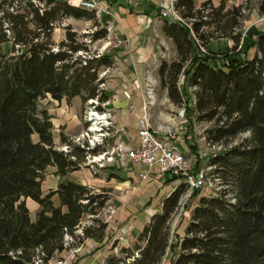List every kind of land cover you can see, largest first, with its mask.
I'll list each match as a JSON object with an SVG mask.
<instances>
[{
	"label": "trees",
	"instance_id": "16d2710c",
	"mask_svg": "<svg viewBox=\"0 0 264 264\" xmlns=\"http://www.w3.org/2000/svg\"><path fill=\"white\" fill-rule=\"evenodd\" d=\"M178 8L192 29L164 18L163 32L173 41L178 60L162 62L161 86L171 103L184 106L187 127L193 119L211 123L207 142L229 146L210 161L225 188L216 195L193 192L199 202L184 234L174 232V242L170 225L187 187L179 186L134 246L109 256L106 264H162L169 253L171 264H264V29L244 35L243 6L225 0L217 7L211 1L197 7L195 0H178ZM259 13L264 15V0H259ZM67 18L104 25L95 10L67 0H0V264H35L37 257L49 264L88 239L100 243L105 237L107 222L99 216L109 197L66 179L82 168L87 151L64 135L61 143L70 148L60 150L53 116L40 104L50 98L70 106L80 98L84 109L98 100L97 109L103 110L110 100L103 74L114 66V54L90 50L71 25L56 43L53 34ZM104 21L92 42L109 36ZM215 39L234 43V56L225 63L200 50V45L208 50ZM255 47L256 55L249 56ZM242 134L249 137L231 145ZM49 167L63 180L45 193ZM27 199L40 206L35 220ZM86 216L93 219L91 225L83 223Z\"/></svg>",
	"mask_w": 264,
	"mask_h": 264
},
{
	"label": "crops",
	"instance_id": "0c3cea01",
	"mask_svg": "<svg viewBox=\"0 0 264 264\" xmlns=\"http://www.w3.org/2000/svg\"><path fill=\"white\" fill-rule=\"evenodd\" d=\"M67 1L75 6H80L82 1L96 2L102 10L99 18H101V20H107L111 34L123 40V44L118 47L114 55V69H112L111 75L106 78L104 89L110 96L107 109L111 111L114 116V128L118 132V137H116V139H118L117 142H122L130 146L135 145L139 143L138 121L142 115V107L146 98L147 73L152 72L155 75V72L159 71L161 65L160 59L166 54L164 49L176 51L173 41L167 38L163 32L164 19L161 18L160 12H158L159 6L152 0ZM207 1H211L212 4L217 7L223 0H195V3L197 7H200ZM225 1L231 6L240 5L239 2H234V0ZM251 29H256V27L252 26ZM263 29L264 25L262 24L258 31ZM58 30L59 29H56L53 34V39L56 43L62 40V33L58 34L60 35L58 39H55ZM212 44H215V47L219 45L215 41L212 42L208 46V50L210 51ZM165 96L166 101L171 103L168 98L167 90H165ZM48 102L52 105V108L48 111L53 116L52 122L54 128L58 129L59 132L61 131L60 133L70 139L77 136L86 125L80 118V112L84 109L81 99H73L70 106L67 104L66 100L58 102L49 98ZM175 123L176 122H172L169 124L167 117H163L160 123L154 124V127L155 130L161 133H167L168 129L172 125L174 126ZM116 139H114V141ZM54 140L56 145L62 144L60 143L61 134L57 135L56 138L54 136ZM52 169L53 173H56V168L52 167ZM74 173L81 174L82 179H78L77 181L89 188L114 187L117 190L122 187L124 190L129 189V193L132 192L138 195L137 197H140L135 199L138 202L137 206L133 207V210L138 212L137 215L129 213L128 211L131 210L126 207L120 208L112 223H107L105 237L102 242L98 243L94 239H88L82 246V248H85V253H94L90 256L92 261L85 264H96L97 261L102 259L104 264H106V260L109 256L120 255L122 248L134 246L137 237L147 225L146 222L149 223L152 216L160 212L152 211L150 214H147V204L151 199L159 201L161 192L166 189L169 184L163 185L156 175L150 176L145 181H141L138 167L124 168L120 164L105 169L98 177H95L89 168H81ZM117 178L124 180L123 186L116 183ZM135 179H138L142 184L139 189L133 188L131 185L132 180ZM57 187L58 183L56 187L50 190H56ZM43 191H46L44 187ZM172 192L173 187L166 197ZM26 202L31 215L35 212L37 213L40 209L39 204L31 199H27ZM122 203L125 202L122 201ZM116 221L118 222L117 224ZM119 224H122V226L117 227Z\"/></svg>",
	"mask_w": 264,
	"mask_h": 264
},
{
	"label": "rangeland",
	"instance_id": "374dc122",
	"mask_svg": "<svg viewBox=\"0 0 264 264\" xmlns=\"http://www.w3.org/2000/svg\"><path fill=\"white\" fill-rule=\"evenodd\" d=\"M199 1V0H197ZM234 2H239V6H243L244 8V18L242 20L241 23V32H243L244 35L248 34L250 32V29L252 28V26L256 27V30H259V27H261V25H264V22L259 21L263 16L260 15L259 13V0H234ZM97 22H102L101 26H97L95 25L94 21L92 20H75L72 18H67L64 19L62 21V23L59 25V27L57 29H59L55 35V39H58V34L62 33V40L64 39V27L71 25L73 27V29L80 35V42L86 43L90 46V50H92L93 52L97 51L98 53H111L114 54L117 52L118 47L117 46V40L116 37L114 35L111 34V32L109 31V36L107 37L106 40H99V41H95L92 42V34L100 31L102 28H104L105 25V21L101 20V18H99L97 16ZM254 30V29H253ZM215 42H217L219 45L218 47H215V44H212L210 49L211 51H213L215 54H211L212 57L215 56V61L218 64H222L225 63L226 61H228L230 56H234V53L232 51V48L234 46L233 41L229 40V41H224V40H220V39H215ZM213 41V42H214ZM60 42V41H59ZM58 42V43H59ZM165 53L163 56V58L160 59L161 64L162 62L166 61L169 64L176 62L178 60V56H177V52L173 51V50H167L164 49ZM210 51V50H209ZM257 53V48H252L251 53L249 54V56H255ZM244 57V56H243ZM221 62V63H219ZM161 66V65H160ZM112 69H114V66L110 69H108L106 72L104 73L103 76H105V78H108L111 73H112ZM155 76L158 79V86L156 87V96H157V104L156 106L153 108L152 110V124L154 127V124L156 123H160L163 117H167L169 124L172 122H176L175 125L171 126L167 132L169 131H173L174 129H177L178 127H180L181 123L185 120V116L182 119L180 116V113L185 109L184 106H176L173 103H169L168 101H166V96H165V90L162 88L161 86V81L159 78V71L155 72ZM182 79V77H181ZM189 92H194L193 88L189 89ZM41 108H46V109H51L52 105L50 104V102H48L47 100H43L41 103ZM172 104V105H171ZM85 109H82V111L80 112V118L81 120H83L84 124L85 122ZM195 119H193V122L191 124V126L186 125V131H184V133H186V135H184V137L189 138V142L193 145H195L196 150L195 151H190V147L187 145V141H185V139L183 141H181V149L184 150L185 153H188L189 157L192 158L193 157V162L195 161H199L200 164L208 166L211 165L210 161L211 158L214 156L215 153H220L222 151H224V149L229 148V146H222V148L220 149L221 146H216L213 147V145H209V143L207 142L206 139V130L212 127L211 123H200V122H195ZM87 126L85 125V127H83L82 131L75 137L71 138V140H76V138H78L86 129ZM155 129V127H154ZM61 132V131H60ZM58 129L54 128V136L55 138L57 137V135L62 134L60 133ZM111 140H110V144L113 143L114 139L116 137H118V132L116 131L115 128H113L111 130ZM183 137V135H182ZM249 137V134H242L239 137H237L231 145H236L239 144L241 142H243L246 138ZM34 140H37V137H34ZM61 143V141H60ZM58 148L61 150V148L64 146L62 144L57 145ZM82 168L88 169L85 165L82 166ZM109 169V168H107ZM52 167H49L47 169V171L45 172L44 175V181H43V187L47 191H50L51 188L56 187L57 183L59 184L61 180H63V178L59 177L56 175V173H53L52 171ZM105 170V169H104ZM101 170L99 172L97 171H93L92 169H90L91 173L95 176L98 177L100 176V174H102L101 172L104 171ZM81 176V178H80ZM103 176V175H102ZM66 179L69 180H73V181H77L78 179L81 180L82 179V175L78 174V173H70ZM78 182V181H77ZM124 180L121 178H117L116 179V183L120 184V186H123ZM132 187L139 189L142 184L139 182L138 179L132 180ZM174 185V184H173ZM172 184H169L167 186L166 189H164L159 197V201H157L156 199H151L149 201V203L147 204L146 209H148L147 214H150L152 211H160L162 210V202L165 199V197L167 196V194L169 193V191L172 189L173 187ZM94 191L96 192V194H100L103 193L106 196L109 197V201L106 205V207L101 211V214L99 216V220H102L104 222H110V224L112 223V221L114 220L115 216L118 214L120 208L122 207H126L127 209H130L131 211H128L129 213H131L132 215H137L138 212H136L135 210H133L134 206H137V200H135L136 198H140L137 197L138 195L133 194L132 192L129 193V189L128 190H124L122 189V187L120 189H115L114 187H101V188H97L94 189ZM132 191V190H131ZM210 193L207 190L202 191L201 196H208ZM199 198L200 197H194L193 193H191V191L189 190L188 187H186V193L183 195L181 202H180V206L179 209L177 210V212L175 213V215L172 217V221H171V234L173 237V241L176 242L177 238L174 234V232L179 229L181 231L182 234H184L185 232V228L188 226L190 219H191V215L193 212V209L195 208V206L197 205V203L199 202ZM122 201H124L125 203H122ZM136 202V203H135ZM56 204L58 203V200H55ZM135 203V204H134ZM132 208V209H131ZM126 209V210H127ZM40 210V209H39ZM39 210L37 211V213L35 212L34 214H32V218L35 220L36 219V215L38 214ZM149 212V213H148ZM143 218V217H142ZM93 219H91V216H86L83 223H85L86 225H91ZM143 221V219H142ZM146 222V220H145ZM118 222L116 221V224ZM148 224V222H146ZM122 226V224H119L117 227ZM115 234V232H114ZM69 242H73V241H69ZM78 242V241H76ZM75 242V243H76ZM74 243V244H75ZM94 253L92 254H87L85 253V248H73L72 250H68L65 251L61 254H57L50 262L49 264H85L87 262L92 261L90 256H92ZM40 257H42V255H40ZM171 258H172V254L169 253L168 256L166 257V259L163 261L162 264H171ZM37 263L35 264H44L42 263L39 258H36ZM89 264V263H88ZM96 264H104L103 259L97 261Z\"/></svg>",
	"mask_w": 264,
	"mask_h": 264
},
{
	"label": "built area",
	"instance_id": "2783aa9c",
	"mask_svg": "<svg viewBox=\"0 0 264 264\" xmlns=\"http://www.w3.org/2000/svg\"><path fill=\"white\" fill-rule=\"evenodd\" d=\"M159 6L161 18L170 19L189 29H192V21L183 17L178 8V0H152ZM81 7L88 10H95L98 17L102 10L94 1H82ZM264 22V15L260 19ZM117 46L123 44V40L116 37ZM243 42H241V45ZM241 48V46H240ZM200 50L210 55L209 51L202 45ZM158 79L152 72L147 73L146 98L142 107V115L138 121L139 143L125 145L111 140V130L114 126V116L107 109L109 102L102 104L103 110L97 109L100 105L98 100H90L85 110L86 130L73 144L80 146L87 151L84 165L93 171H101L120 164L124 168L138 167L141 181L147 180L150 176L156 175L163 185L174 184L173 191L179 186L185 185L191 193L207 190L213 194H221L225 188L222 179L215 173L212 165L197 166L188 153L181 149V141L185 139L187 120L181 123L180 127L161 133L155 130L152 124V110L157 104L156 87ZM105 87V84L102 86ZM181 118L185 116V109L180 113ZM186 117V116H185ZM183 135V137H182ZM189 139V138H188ZM211 146V144H209ZM217 145H213L216 147ZM69 145H64L61 150L69 151ZM222 146L220 147V149ZM226 149H224L225 151ZM181 202V201H180ZM82 231L79 230L78 234ZM67 241H72L70 236Z\"/></svg>",
	"mask_w": 264,
	"mask_h": 264
}]
</instances>
